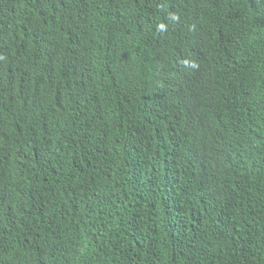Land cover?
Instances as JSON below:
<instances>
[{"label":"trees","instance_id":"1","mask_svg":"<svg viewBox=\"0 0 264 264\" xmlns=\"http://www.w3.org/2000/svg\"><path fill=\"white\" fill-rule=\"evenodd\" d=\"M247 2L245 23L229 0H0V264L37 239L49 264H264V5Z\"/></svg>","mask_w":264,"mask_h":264},{"label":"clouds","instance_id":"2","mask_svg":"<svg viewBox=\"0 0 264 264\" xmlns=\"http://www.w3.org/2000/svg\"><path fill=\"white\" fill-rule=\"evenodd\" d=\"M106 0H97V5L104 2ZM230 4L236 6L238 10L233 13V16L244 19L246 23L247 15H248V2L247 0H229ZM262 4L264 5V0H261ZM239 15H236V13ZM121 18L120 15H114L109 18V20L103 22L101 28L99 29L100 36L102 35V45L110 50V29L114 28V30H119V28H123L126 26L125 22L121 23L119 21ZM171 25L176 21V18L170 16L167 20ZM118 26V27H117ZM169 30H163L159 28V41L163 39V36ZM190 37V38H189ZM176 39L179 41H187L185 44V48L188 50H194V56H199L204 53H212L213 52V39L210 33L207 30H204L201 33L193 32V31H184L183 29H178L176 32ZM195 43H189V40H193ZM138 39L133 42L130 47V50L135 48ZM124 60L126 64L133 66L135 65V61H133L128 55H124ZM186 115V121L188 125L193 129V133L191 136H198L204 135L207 122L202 119L199 109L196 105H187L186 109L184 110ZM20 128V126H18ZM33 133L38 134L44 140H46V145H52L54 142L62 141V138L59 133H57L52 127L49 125L44 124L41 127H37L35 130H31ZM49 136H52L51 139H48ZM82 140L81 138H75ZM180 141L187 143L186 139L179 138ZM87 144V140H83ZM38 150L36 148L30 150H23V149H16L12 145L5 149L4 154L17 162L18 164L20 161L29 158L30 156L37 153ZM152 167H156V160L146 161ZM17 225V224H16ZM58 244V243H57ZM59 246V244H58ZM3 247H0V250ZM48 250V247L41 243L39 239H37L34 243L29 245V248L26 251L17 250L6 262L7 264H49L44 262L41 259V255ZM37 255V257H36Z\"/></svg>","mask_w":264,"mask_h":264}]
</instances>
